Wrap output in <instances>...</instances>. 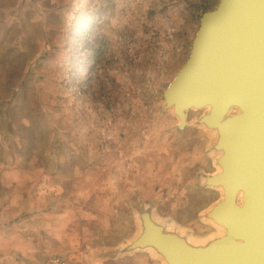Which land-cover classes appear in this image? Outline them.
<instances>
[{"label": "rangeland", "instance_id": "1", "mask_svg": "<svg viewBox=\"0 0 264 264\" xmlns=\"http://www.w3.org/2000/svg\"><path fill=\"white\" fill-rule=\"evenodd\" d=\"M218 2L0 0V166L44 167L56 174L51 185L64 182L61 207L75 204L60 218L65 242L58 211L43 215L40 190L33 212L0 211V264H47L54 254L164 264L146 249L123 251L141 205L187 238L222 234L205 214L222 196L204 182L218 168L213 133L199 122L207 108L188 109L178 129L163 99L202 13ZM71 184L78 193L68 194ZM29 214L33 241L16 246L10 233L26 229L7 221ZM15 248L27 253L14 258Z\"/></svg>", "mask_w": 264, "mask_h": 264}, {"label": "water", "instance_id": "2", "mask_svg": "<svg viewBox=\"0 0 264 264\" xmlns=\"http://www.w3.org/2000/svg\"><path fill=\"white\" fill-rule=\"evenodd\" d=\"M163 99L178 129L188 109L207 108L199 122L213 133L217 164L228 163L233 172L205 176V184L225 185L205 214L227 228L216 241L191 246L141 205L138 229L123 251L146 249L164 264H264V0H219L204 11ZM241 184L248 210L237 193Z\"/></svg>", "mask_w": 264, "mask_h": 264}, {"label": "crops", "instance_id": "3", "mask_svg": "<svg viewBox=\"0 0 264 264\" xmlns=\"http://www.w3.org/2000/svg\"><path fill=\"white\" fill-rule=\"evenodd\" d=\"M32 168V166H31ZM60 172V171H57ZM87 172L81 171L77 174L79 175H86ZM56 177V174L53 172H50L49 170L44 169L42 167V170L40 172H36L34 170L28 171V170H18V169H12L7 170L5 165L0 166V211H14L17 210L14 205H19V208L25 209L26 212H33L35 209V194L39 192L40 190V197H42V203H43V210L45 213V217H50L53 215L55 210L58 211V219L64 218V215H67V211H72L75 204L73 202H68V205H65L64 208L61 207L60 200L62 199L60 196H62V191L64 188V182L62 179L58 180L60 184L57 185H51V179ZM95 187H97L96 182L93 184ZM107 187V186H106ZM81 188V187H80ZM68 194L74 195V193H78L76 191V186L74 184H71V187L68 189ZM94 192L90 189L89 195ZM21 199V200H20ZM52 199V202H51ZM67 200V199H66ZM24 203V205L22 204ZM4 204V206H3ZM56 204V205H55ZM57 206V209L54 208V206ZM28 215V214H27ZM27 215L23 216L22 219L17 223L16 220L10 218L7 222H9L7 225L11 228H21L24 226L26 229L25 231H21L20 233L17 232L16 234L10 233V239L11 242L14 243L16 246L17 244H21L23 242L33 241V222H31L30 218H32V215L29 214V217H26ZM2 218V215H0V219ZM13 220V223H10ZM16 221V222H15ZM61 219L59 220V230H57V233L59 235V240L65 242L67 241L66 238L63 236L64 232H62L61 227H65L64 223H61ZM52 226H55L53 224ZM16 232V231H15ZM0 241H2V236H0ZM27 250L20 251V254L15 248V250H10L11 255L14 256V258H21V254H25ZM25 258H31L29 256H23Z\"/></svg>", "mask_w": 264, "mask_h": 264}, {"label": "bare ground", "instance_id": "4", "mask_svg": "<svg viewBox=\"0 0 264 264\" xmlns=\"http://www.w3.org/2000/svg\"><path fill=\"white\" fill-rule=\"evenodd\" d=\"M229 95V94H228ZM234 95V94H233ZM225 99H226V101L227 102H230L228 99H227V96L225 97ZM234 99H236V97L234 96ZM215 100V99H214ZM214 100L212 99V100H208V102L212 105V104H214ZM210 105V106H211ZM231 166H230V164H228V163H222V164H219L218 165V168H217V170H216V172H220V173H223V174H225V175H228V174H231L233 171H232V169L230 168ZM220 188V187H219ZM224 188H225V185L224 184H222L221 185V188L220 189H222V190H224ZM237 193H238V195H240V199H241V204H242V207H244L246 210H248V208H247V205H246V198H247V191H246V186L244 185V184H241L240 186H239V188H238V191H237ZM210 209H212V207H209L207 210H210ZM207 210H205V212L207 213ZM213 210V209H212ZM218 225V224H217ZM218 228L221 230V233L222 234H224L225 233V228H227L226 227V225L224 224V223H220L219 225H218ZM221 235V234H220ZM220 235H213L212 237H210V238H207V239H200V240H198V239H193V238H188L187 239V242H188V244L190 243V245L192 246V245H200V246H202V247H204L206 244H209V243H211V242H214V241H216L218 238H219V236ZM218 237V238H217ZM211 241V242H210ZM241 241L243 242V243H245L246 242V240L244 239V238H242L241 239Z\"/></svg>", "mask_w": 264, "mask_h": 264}, {"label": "built area", "instance_id": "5", "mask_svg": "<svg viewBox=\"0 0 264 264\" xmlns=\"http://www.w3.org/2000/svg\"><path fill=\"white\" fill-rule=\"evenodd\" d=\"M47 264H75V263L71 259L65 256L54 254L49 258Z\"/></svg>", "mask_w": 264, "mask_h": 264}]
</instances>
